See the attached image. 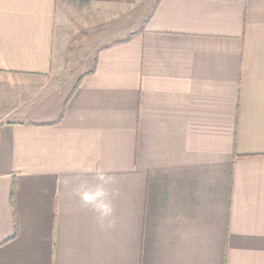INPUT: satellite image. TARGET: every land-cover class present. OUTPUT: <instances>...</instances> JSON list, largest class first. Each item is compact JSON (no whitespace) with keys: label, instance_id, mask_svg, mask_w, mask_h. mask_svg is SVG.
Wrapping results in <instances>:
<instances>
[{"label":"crops","instance_id":"crops-1","mask_svg":"<svg viewBox=\"0 0 264 264\" xmlns=\"http://www.w3.org/2000/svg\"><path fill=\"white\" fill-rule=\"evenodd\" d=\"M0 264H264V0H0Z\"/></svg>","mask_w":264,"mask_h":264},{"label":"clouds","instance_id":"clouds-1","mask_svg":"<svg viewBox=\"0 0 264 264\" xmlns=\"http://www.w3.org/2000/svg\"><path fill=\"white\" fill-rule=\"evenodd\" d=\"M99 194L102 196L104 195L103 190H98ZM81 200L88 205H91L93 203V201L91 200H84L83 196H81ZM97 211L99 212V216H100V220H101V226L102 227H111V223H105L106 218L109 217L111 215V206L109 204H105L103 207L97 209Z\"/></svg>","mask_w":264,"mask_h":264}]
</instances>
